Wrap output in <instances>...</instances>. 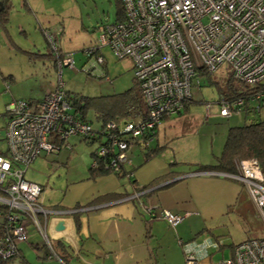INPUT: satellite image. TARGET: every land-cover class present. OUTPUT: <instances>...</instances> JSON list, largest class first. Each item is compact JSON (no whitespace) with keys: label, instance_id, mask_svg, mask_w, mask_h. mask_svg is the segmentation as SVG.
Wrapping results in <instances>:
<instances>
[{"label":"built area","instance_id":"obj_1","mask_svg":"<svg viewBox=\"0 0 264 264\" xmlns=\"http://www.w3.org/2000/svg\"><path fill=\"white\" fill-rule=\"evenodd\" d=\"M120 1L123 19L103 23L95 44L86 53L96 55L103 62L100 47L108 45L117 58L131 59L134 77L148 108L147 115L144 119L118 124L108 122L100 132L92 130L87 121L72 111L60 77L63 67H73V59L69 54H60L51 34L45 32L57 57L56 88L41 100L14 99L5 109L7 147L0 152V217L3 216L5 224L0 234V260L14 256L17 244L26 241L27 220L36 226L51 248L39 221V215L46 217L51 212L39 202L42 187L24 178L26 167L41 152L57 151L61 145L70 148L67 138L71 135L98 134L106 143L97 142L91 164L107 155L104 165L117 171L122 164H131L127 150L133 144L129 139L144 141L141 136L156 127L163 116L176 114L192 98L190 87L199 69L215 73L224 67L233 78L247 84L264 81V0ZM215 102L218 114L223 117L242 110L249 102L259 110L264 107V89L253 90L247 99H228L220 94ZM208 108L205 116L209 115ZM131 174L132 171L126 173ZM222 174L243 184L264 229V174L257 160L254 157L237 159L234 171ZM155 208L144 205L151 215H155ZM160 216L170 226L183 218L169 210H161ZM49 254L48 257L53 256ZM184 264H196L194 254L188 253ZM212 264H264V235L233 245L229 258Z\"/></svg>","mask_w":264,"mask_h":264},{"label":"rangeland","instance_id":"obj_2","mask_svg":"<svg viewBox=\"0 0 264 264\" xmlns=\"http://www.w3.org/2000/svg\"><path fill=\"white\" fill-rule=\"evenodd\" d=\"M29 1L36 8L43 26L52 24L54 28H57L56 34L50 33L55 45L60 46L63 54H69L73 59V67L65 66L60 73L66 91L70 94L81 93L95 96L118 93L132 84L134 67L130 58H117L108 45L100 47L103 62H99L96 55L88 56L86 53V49L95 44V36L101 25L114 20L113 0ZM83 24L88 29L92 27L95 29L89 32L82 26ZM47 29L50 30L49 27ZM46 45L45 49L54 54L55 51L52 50L48 39ZM15 59L14 56L7 63V68H15L14 79L0 80V151L2 152L7 147L4 139L6 104L14 99H20L19 95L26 92L34 93L38 96L34 95V98L42 99L44 93L54 87L59 77L55 67L42 65L41 60L36 57L35 62H38L35 72L26 76L25 70L19 71L20 64L18 65ZM49 60L52 62L51 59ZM45 62L47 63V60ZM226 71L224 67H221L214 74L223 81V78L227 76ZM204 78V76L193 78L190 92L196 101L189 104L187 111H182L184 114L181 116L174 115L168 119V121L174 119L175 124L168 125L169 122L162 124V128L164 126L166 129L164 152L170 158L173 156L177 160L202 164L212 161L213 155L218 154L223 146L229 126L242 125L264 117V107L259 112L245 113L240 110L228 117L220 116L218 104L215 102L218 96L217 88L214 84H208ZM23 97L26 98V96ZM207 108L209 115L205 116ZM88 116L92 126L96 128L98 121L94 112L89 110ZM179 129L182 130L181 134L176 132ZM171 130L176 133H171ZM79 137L71 135L67 138V141L73 144V150L69 151L61 145V156L57 153L41 152L26 167L24 178L43 183L51 196L49 187L52 181L56 182L59 175L60 178L65 176L66 169L67 175L77 176L88 168L82 159L89 163V152L94 149L96 142L83 141ZM127 153L133 161L137 163L141 161L142 153L137 145L133 144ZM240 184L242 194L233 205L226 206V203L221 202L212 190L209 192L204 190L200 195L203 196L201 201L209 202L208 208L203 207L189 214H185L184 211L177 212L183 218L175 226H170L161 218L164 222L160 220L159 229L164 231V234L160 238V245L158 242L155 243L150 263L184 264L188 253H192L196 258V264H212L229 258L233 245L246 238L264 235V229L245 187L242 183ZM36 229L35 226L32 227L35 234Z\"/></svg>","mask_w":264,"mask_h":264},{"label":"crops","instance_id":"obj_3","mask_svg":"<svg viewBox=\"0 0 264 264\" xmlns=\"http://www.w3.org/2000/svg\"><path fill=\"white\" fill-rule=\"evenodd\" d=\"M7 17L5 29L0 26V80L11 81L16 76L13 72L14 67L7 68V63L14 56L18 65L20 64L19 71L25 70L26 76L36 70L38 61L35 62V57L41 60L42 65H52L58 71L57 57L45 49L47 47L45 32L54 35L57 28L52 24L43 26L36 8L29 0H9ZM82 26L88 31L95 29V27L88 29L84 24ZM56 46L60 52L62 48ZM62 53L61 51L60 54ZM57 84L58 78L54 87L48 89L44 96L55 89ZM34 95L36 94L26 92L19 97L41 100L34 98ZM182 114L184 113L174 115ZM174 115L158 125L155 140L160 146L165 145L166 129L164 126L162 128V124L163 122H169L168 125L175 124L174 119L168 121ZM176 132L181 134L182 130ZM176 132L171 130L173 134ZM68 143L70 145L68 149L72 151L73 144L69 141ZM164 148L148 158H145L141 151L142 158L139 163L131 159V164H125L128 170L132 169L129 176L107 173L88 178V168L92 161L91 150L89 163L82 159L88 168L77 176L67 175L66 169L65 176L60 178L59 175L56 182L52 181L49 187L51 196L43 183L36 182L42 187L39 202L49 211H54L47 213L46 217L39 215V221L45 228L51 248L47 246L38 229L36 234L33 233L32 227L35 225L27 220L25 221L27 239L17 244L19 255L13 264H62L56 256L66 264H151L150 257L155 243L158 242L160 245V238L164 234V231L159 229L160 220L163 221L160 216L161 210L173 213L184 211L185 214H189L203 207L208 208L210 203L201 201L203 196L200 195L204 190L207 192L212 190L226 206L235 204L241 196L240 181L222 174L223 172L199 170L198 166L202 163L177 160L173 156L170 158L164 152ZM47 153H57L61 156L60 149ZM216 155H213L212 161L203 163H214ZM161 177L168 178L160 179L162 181L157 184L170 178H180L150 193L139 194L142 191L141 186ZM109 193L117 195L110 198L107 196ZM101 198L102 201H95ZM146 204L156 207L153 211L155 215L144 209ZM60 220L63 222V228L56 229V224ZM45 252L53 256L43 258Z\"/></svg>","mask_w":264,"mask_h":264},{"label":"trees","instance_id":"obj_4","mask_svg":"<svg viewBox=\"0 0 264 264\" xmlns=\"http://www.w3.org/2000/svg\"><path fill=\"white\" fill-rule=\"evenodd\" d=\"M0 1L3 3V8L0 11V26L5 29L6 23L8 21L7 12L9 8V0ZM113 3L115 9V17L113 21L123 19L124 15L122 11L121 1L113 0ZM92 31L93 30H90L89 32ZM226 73L227 76L223 78V81H220L214 73H208L204 68L199 69L198 76H204V79L208 84L215 85L218 91V95L222 94L228 99L238 97H244L247 99L253 90H258L260 88L264 89V81L258 83L257 85H250L233 78L228 71H226ZM66 92L72 104V111L74 112V114L80 119L87 121L91 125L92 130L98 132L106 129L108 122H114L115 124H118L129 119H144L148 112V108L143 99L139 84L136 81L135 77H133L132 84L127 89L118 93L87 96L81 93L70 94L69 91ZM195 101L196 100L193 98L187 100L183 103V108L181 110L186 112L189 104ZM89 110H92L94 112L95 118L98 121V126L96 128L92 126L91 119L88 116ZM181 110L177 113H182ZM260 110L261 108L259 110L254 109V106L251 102H249L247 106L245 105L242 108V111L245 113L259 112ZM168 117V115L163 116L161 118V121L165 120ZM157 133V127H154L153 129L148 131L146 135L141 136L144 141H140L137 138L129 139L128 141L132 144L137 145L144 154L145 158H148L150 155L156 154V152L165 147V145L160 146L156 143L155 139L157 137ZM80 138L84 141L96 142V144L97 142H100L101 144L106 143L105 140L101 139L98 134H94L91 137L83 136ZM147 140L148 143L145 144ZM152 142H154L153 145ZM91 155L93 158L95 157L94 149L92 150ZM106 156L98 157V159L96 160V164H91L89 166L88 178H95L99 175L107 173H114L117 175L125 176L127 172L132 171V169L128 170L125 167V164H122L117 171H113L112 168L106 167L103 163V160H106L108 157ZM249 157H254L257 160L261 172L262 174H264V117L256 118L242 125L229 126L226 132L222 149L220 153L215 156L214 163L200 164L198 166V169L229 173L234 171V163L237 159ZM171 175L173 174L171 173ZM164 178L165 177L157 178L151 181L149 184L141 186L140 189H144L150 185L157 184L164 180ZM160 179L162 180L160 181ZM115 195L117 194L109 193L107 196L111 198ZM102 200L103 199L101 198L100 200L95 201ZM1 208L2 206H0V209ZM3 214L4 213H2V215ZM4 224L5 220L2 216L0 220V234L4 231ZM76 225L78 226V223H76ZM44 254L45 255L43 256V258H47L50 255L47 252H45ZM18 255L19 251L17 250V253L14 256L0 260V264H13L14 259L17 258Z\"/></svg>","mask_w":264,"mask_h":264},{"label":"water","instance_id":"obj_5","mask_svg":"<svg viewBox=\"0 0 264 264\" xmlns=\"http://www.w3.org/2000/svg\"><path fill=\"white\" fill-rule=\"evenodd\" d=\"M3 8V3L0 1V11L1 9ZM178 178L180 177H175V178H170L168 180H165L163 181L162 183L160 184H157V185H154V186H151V187H147V189L143 190L142 192H140L139 194H147V193H150L151 191H153L154 189L158 188V187H161L163 185H166V184H169L171 182H173L174 180H177ZM51 212H54V211H51ZM50 212V213H51ZM49 213V212H47ZM63 228V222L62 220L58 221V223L56 224V229H62Z\"/></svg>","mask_w":264,"mask_h":264},{"label":"clouds","instance_id":"obj_6","mask_svg":"<svg viewBox=\"0 0 264 264\" xmlns=\"http://www.w3.org/2000/svg\"><path fill=\"white\" fill-rule=\"evenodd\" d=\"M207 171H211V172H222V171H212V170H207Z\"/></svg>","mask_w":264,"mask_h":264}]
</instances>
